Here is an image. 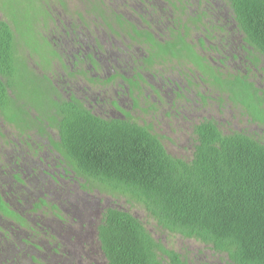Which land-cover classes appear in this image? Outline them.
<instances>
[{"label": "rangeland", "instance_id": "obj_1", "mask_svg": "<svg viewBox=\"0 0 264 264\" xmlns=\"http://www.w3.org/2000/svg\"><path fill=\"white\" fill-rule=\"evenodd\" d=\"M179 1L0 0V20H8L12 24L16 32L21 60H26L27 67L31 68H25L27 77L20 78L19 82L20 89L23 90L20 95L27 104L26 108L30 106L32 109L29 110L31 112L29 114H20L17 124L9 122L0 113V179L5 176L9 180L3 181L5 193H8L7 190H12L10 194L15 198L26 196L25 189L32 188V194L24 197L25 199H18V201L21 200L20 202L8 196L13 202L12 209H16L18 214L21 212L26 218V222L23 221V223H26L28 230H40V225L46 227V224L41 223L42 217L47 219L46 222L54 224L55 228H59L54 238L49 237L53 247L45 246V249L40 250L33 243L22 241L27 238L24 237L26 229L19 228L17 219L15 221L14 218H8L0 213V264H5L1 256L2 251L8 253L5 258L7 264H109L102 251L97 229V223L101 222L105 211L109 208H118L132 213L144 223L157 241L181 253L189 264H229L227 254L218 253L195 239H186L164 230L142 205L131 202L124 196L93 187L70 167L60 166V161L64 160L60 152L50 148L40 154L43 159L45 158L46 163L39 165L41 177L38 185L30 182L29 173L32 171L29 170L28 173L23 174L21 170H18L22 167L24 160L27 162L31 159L26 150H31L32 144L41 141L43 145L49 146L46 140L49 137L48 134H43L44 138H42L41 131H36L45 126L35 118L39 115L45 116L47 111L43 105L44 101L49 108L51 107L48 97L43 101V93L53 91L54 87L59 88L60 97L64 99H69L71 95H75L80 100L88 97L90 100L84 102L86 107L90 108L92 105L95 113L103 118L124 117L123 115L129 113L127 117L151 127L153 132L162 139L171 155L186 160H191L194 155L195 127L207 119L218 123L226 135L236 132L245 133L264 143V125L255 122L247 108L233 100L235 98L233 89L241 99L247 98L248 93L245 89L235 85L232 86L231 91L224 90L205 78L206 83H202L201 73H198V70L195 74L193 72L194 76L190 74L189 70H194L190 63L181 65L176 60L166 59L151 67L152 69L146 68L143 71L145 80L142 82L143 89L138 94V104L135 108H132L133 104L126 95L121 97L125 105L122 111L114 110L110 104L106 105L100 100L95 105L94 100L99 99L96 93L98 94L102 87L93 85L91 80L94 78L102 80L103 75L107 78L108 74H115V72L120 74L125 64H129L116 61V55L120 60L125 56L129 59L132 56L133 59L136 58L138 63L133 64V68L137 72L139 68L142 70L145 67L143 59L150 55L149 51H155L153 46L145 45L132 31V25H138L141 28L147 25L144 20H148V25L163 42L171 40L170 35L175 30L189 32L188 40L197 45V50L209 59L212 66H220L221 71L223 69V75H227L226 77L248 75L261 93L264 92L263 65L259 64L256 68L250 64L247 65L246 56L242 53L240 55L245 59L239 56L237 60L230 62L233 58L227 57V54L222 51L223 44L220 38L227 36V31L224 33L217 31L216 25L212 26L205 20L204 28L208 27L212 30L216 27L213 30L216 32L210 42L207 40L205 47L200 45V36L207 32L197 30L198 23H193L190 20L191 17L198 18L208 9L211 14L215 13L218 16L226 2L224 0H182L179 3ZM154 2L157 6L153 4ZM175 2L178 8L174 7ZM150 4L154 5L151 12L144 11V9H150L151 6L148 7ZM94 7L104 11L112 27L103 22V16L95 15ZM12 10L23 22L24 36L17 31L18 27L13 23V18L8 16V14L11 15ZM228 13L229 10L226 12V18H223L225 21L228 19ZM116 14L126 20L125 31L117 24ZM26 18L29 19L30 24H27ZM218 19L219 17H216L214 22ZM223 19H221L222 22ZM216 22L215 24L223 26L222 22ZM74 24L79 26L77 27L79 32H85L82 37L89 46L88 53L95 54V50L98 52L97 59L100 63L103 62L102 66L105 67L104 72H99L102 75H98L97 72L91 73L92 67L85 66L87 63L84 64L81 55L78 57L77 49L74 48L77 57L67 60L65 65L57 61V58L54 60L53 51L62 53L63 50V45L56 46L54 41L60 39V34L66 30L64 26ZM185 26L188 28L186 29ZM255 56L260 55H253ZM224 57H227L226 60ZM133 59L132 62H134ZM222 59L225 60V64L221 61ZM131 69L126 72L130 77ZM187 78L191 80V86L187 85L185 81ZM234 79L236 81L237 78ZM179 85L187 86L189 90H177L176 87ZM92 92L96 93L92 94ZM115 94L116 92L113 91L109 96ZM49 128L45 127L49 130L47 132L52 134L53 140L57 141V129ZM51 144L55 147L53 142ZM15 175L17 179L14 178ZM3 183L0 182V184ZM40 199H45L47 205L42 208L39 206L34 212L36 214L30 216L35 209L32 207L39 203ZM31 217L36 218L41 224L36 225V220H31ZM48 234L51 235L49 232ZM41 240H43L42 237L39 238V241ZM11 244H17L16 248L13 249ZM55 248H58L59 253L56 254Z\"/></svg>", "mask_w": 264, "mask_h": 264}, {"label": "trees", "instance_id": "obj_2", "mask_svg": "<svg viewBox=\"0 0 264 264\" xmlns=\"http://www.w3.org/2000/svg\"><path fill=\"white\" fill-rule=\"evenodd\" d=\"M224 1L246 42L262 56L255 57L256 65L264 63V0ZM93 10L96 16L104 15L99 7ZM8 16L24 36L18 14L12 10ZM190 20L204 25L202 15ZM188 35L179 32L176 42L167 44L151 39L160 51L158 57L193 64L224 90L231 91L235 85L245 89L247 98H239L233 89L232 99L264 125V92L250 76L224 78L215 73ZM201 43L206 45L204 38ZM26 62L21 60L12 24L0 20V113L15 124L20 114L32 110L20 95L19 80L26 76L25 68L31 69ZM57 93L56 87L43 93V101L48 97L50 108H56L52 120L60 141L54 144L78 176L93 187L142 205L164 230L227 254L229 264H264V143L245 133L226 135L218 123L206 120L195 127L194 155L186 160L171 155L151 127L132 118H102L75 98L56 100ZM43 105L50 110L46 101ZM41 130L46 131L45 127ZM0 211L16 217L1 194ZM98 238L109 264H189L181 253L157 241L140 219L122 209L105 211Z\"/></svg>", "mask_w": 264, "mask_h": 264}, {"label": "flooded vegetation", "instance_id": "obj_3", "mask_svg": "<svg viewBox=\"0 0 264 264\" xmlns=\"http://www.w3.org/2000/svg\"><path fill=\"white\" fill-rule=\"evenodd\" d=\"M153 4L156 5L155 2ZM153 6L151 4L148 5V7H150V9H148V10L147 9H144V11H147V12L150 13L151 12V9H153ZM158 6H160V5L158 4ZM228 10H229L228 19H227V21H225V19H223V18H226V16H227L226 15V12ZM219 12H221V13L218 16H216L215 13L214 14H211L210 13V10L208 9L207 11L203 12L202 16H203V20L204 21L206 20L207 23L212 24V26L216 25L217 26V31H220V32H223V33L225 31H227V36H222L220 38V39H222L221 41H222V44H223L222 51L227 54V57H230L231 56L233 58V60L230 59V62L231 61H235L234 59L237 60L239 58V56H241L240 54L242 53L244 56H246V64L247 65L250 64L253 68H256L257 67L256 64H258V63L255 60V57H258V58L262 59V56L260 55L259 52H257V50L255 48L251 47L246 42V36L242 32V30L239 28V25L235 21L233 12L231 11V9H229V6L227 5V3L224 4L223 9L220 10ZM103 13H104V11H103ZM101 16H103V18H104V20L103 19H101V20H103L104 23L106 22L107 25H110L111 26V24L109 23V20H108L109 18L106 17L103 14ZM216 17H219V19L217 20V22L215 21L216 23L222 22L221 19H223V22H222L223 26H221V24H218V25L215 24L214 19ZM116 20H117V24H119L121 26L120 28L123 31H125L124 28H125V23H126L125 21L126 20H124L121 15H117ZM144 22L147 23V25L145 24L146 26L144 25L143 28L138 27V25H135V26L132 25V31H133V33H136L137 34L138 38L141 39L145 45H148L149 44V45L153 46V48H155L154 49L155 51L154 52L153 51L152 52L149 51V54L150 55L145 56L144 59H143V62H144V66L145 67L142 68V70H141V68H139L137 72H136L135 68H133V64L135 65V64L138 63V62H136V58L133 59V56H132L131 59H129V57L127 58L125 56L124 59L120 60L118 58V55H116L115 56V60L116 61H121V62H124V63L126 62V63H129V64H125V66H124L122 63H120L121 65L124 66L123 69H121V67L119 66L120 69H121L120 70V72H121L120 74H118V73L115 72V74H108V77L107 78L103 75L102 76V80H99L97 78H94V79L91 80V83L93 85L96 84V85H99V87L100 86L102 87L101 91L98 94L96 92H92V94H95L96 93V95H99V99H97V100H94L91 97L94 100L95 105L100 100V102H103L106 105L110 104V106H112V108L114 110L122 111L123 106H125V105L122 102L123 100L121 101V97H124L126 95V97L129 96V99L131 100V102L133 104L132 105V108H135L136 105L138 104V99H139V95L138 94L143 89L142 88V86H143V83L142 82L145 81L144 80V73H143V71L146 70V68L148 69V68L154 67V65H157L162 60L165 61L164 58L158 57V52H160V51L154 45L151 37H153L157 41H160V42H162L164 44H167L169 42L170 43L171 42H176L175 35H178V33L181 32V30H175V31H173V34L170 35V39L171 40L163 42V41L159 40L158 34L150 27V25H148L149 24L148 20L147 21L144 20ZM117 24H115V25H117ZM64 27L66 28V30L64 31V33H61L60 34V39L58 38L56 41H54V43H55L56 46H59V44H62L63 45L62 46L63 50H62V53L58 52L57 50H54L53 51L54 53H53L52 56H54V60L57 58V61H60V63H62V64L65 65V62L67 60H71V59L77 57V55L75 53V50H73V48H74V49H77L76 52L78 53V57H80V55H81L84 64L87 63L85 66L92 67V69H90L91 73L97 72L98 75H102L99 72H104L105 71V67L102 66V63L103 62L100 63L99 62V59H97L98 56L96 54L98 52L96 50L94 52L95 54L88 53L87 47H89V46L87 45V42H85L84 39H83V37H82L83 36L82 34H85V32L84 33L83 32L82 33L79 32V30H78L79 28H77L79 26H76L75 24L73 26L71 25V26H67V27L64 26ZM196 29L197 30L198 29L199 30H206V32H207V33H204L203 36H200L199 41H200V45L202 47H205L206 46V45H202V43H201V40L203 38L205 39V43L207 44V40L210 42L211 39H212V37H215L214 36L215 35L214 33L216 31L214 32L213 30H215L216 27H214V29L212 28V30H209L208 27L207 28H204V26L201 25V23H199ZM140 34H142V35H140ZM207 34L209 35V37L207 36ZM224 38H225V41H224ZM225 42H226V44H225ZM192 44L195 45L194 43H192ZM208 45H209L210 48H212V46H210V44H208ZM253 55H260V56L253 57ZM203 56H205V55H203ZM227 57H224L225 60H226ZM168 58H170V56H167L166 59H168ZM241 58H244V57L241 56ZM100 59H102V58H100ZM126 59H128V60H126ZM132 59H133L134 62L131 61ZM225 60L222 59L221 61L225 64ZM220 64H222V63H220ZM99 65H100V67H98ZM261 65L264 66L263 61H261L260 66ZM223 66L224 65H222V67ZM193 67H194V70L193 69L189 70L190 74L193 75V72L195 74L197 72L196 70H198L199 71L198 73H201L200 80H201L202 83L205 82L204 78L207 79V80L210 78V76H209L210 74L209 75H205V74H203L204 72H201V70L197 69V67H195L194 65H193ZM117 68H118V66H117ZM128 69H131V71H129L130 73H132L131 77L126 73V72H128ZM213 69L215 70V73L217 72V73L224 74L222 72L223 69L221 71L220 66H213ZM226 76L224 75L223 77H226ZM240 76H247L248 77V75H242V74ZM119 79H121V80H119ZM185 81L187 82V85L191 86V84H192L191 80H189L187 78V79H185ZM91 88H89V89L91 90ZM176 88H177V90H180V91H183V90L188 91L189 90L187 88V86H182V85H179ZM57 90H58V93L55 95V99L56 100L59 99V97L61 95V93L59 91V88H57ZM113 91H115L116 94L113 95V96H109V94L111 92H113ZM72 98H75L76 100H78L85 107H86V105H85L84 102L90 100L88 97L85 98L86 101L85 100H80L75 95L74 96L71 95L69 97V99H72ZM92 108H93V106L91 105V107L90 108H87V109L91 110L95 115H97L95 113V110H93ZM53 113H56V108L55 107H54V109L50 108L49 111L47 109V112L45 114V117H42L41 120H39L40 121V124L41 125L44 124L45 127H50L51 129H53V128L56 129V127L53 124L54 121L52 120V118H53L52 115H54ZM123 116L124 117H117L116 116V117L106 118V119H123V120H126V119H130L131 118V117H127V116H129V113L127 115H123ZM207 120H209V119H207ZM47 130L48 129H46V131H42L41 129H39V130H36V131H39V132L41 131L40 133L42 135L41 134L40 135H41L42 138H44L43 134H46V133L48 134L49 137L46 138V140H47L49 146L43 145V143H41V141H38L36 144H32L33 145V148L31 150H26L27 151L26 153H29L30 154L31 159H29L27 162L24 160L23 161V164H22V167L21 168H18V170H21L23 172V174H26V172L28 173L29 170L32 171L31 173H29L30 174V177L29 178H31L30 182H34V184L36 183L37 185H38L39 180H40V177H41V175H40L41 168H40L39 165L46 163L45 162V158L43 159V157H41L42 155H40V154L43 153V151H45L47 149H50V148L53 151H57L58 153L60 152L57 149L56 144H54L55 141L53 140L52 134L48 133ZM29 131L30 130H28V132ZM57 141H60L59 135H58V140ZM51 142H53V144H54L55 147H52ZM37 156H39V157H38L37 160H35ZM61 165H64V167L67 166L66 168H68V164L66 163L65 159L63 161H60V166ZM64 171L66 172L67 169H64ZM14 178L17 179V175H15ZM9 179H10V177H9ZM4 180H7V178H5V176L0 179V182L3 183ZM7 181H9V180H7ZM25 190H26L27 195L24 196V197L30 196L32 194V188H31V190L28 189V188H26ZM7 192L8 193H5L4 183L3 184H0V194H1L2 198H3V201L5 202V204H7L9 206V208L12 211H14L16 213V217H12V216L6 215L5 213H3L1 211H0V213H3V215H5L8 218H14L15 221L17 219V221L19 223V228L20 229L22 228V230H24V228L26 229V234L25 233H23V234H25L24 237H27V238L23 239L22 241L31 242V243H33V245H35L36 247H38L40 250H42V248L45 249V246H50V247L52 246L53 247V245H52L51 240L49 239V237L54 238L55 235L59 232V228L58 227L55 228L54 227V224H50L49 222H46L47 219L45 217H42L41 220L43 222H41V223L42 224H46V227L47 228L44 227V226H42V225H40L41 223H39V221H37L36 218L31 217V220H33V219L36 220L35 221V224L36 225H40L41 226V229L40 230L39 229L38 230L37 229H30V230H28L29 228H27L26 223H23V221L26 222V218L24 217V215L21 212L18 214V212L16 211V209L14 210L11 207V205H13L12 204L13 202L10 201V198L9 197H11V198L13 197V195L10 194V192H12V190H7ZM24 197H21L20 196L19 198H17V197L16 198L13 197V198L17 199L16 202H20ZM18 199H21V200L18 201ZM46 205H47V201L45 199H40V202L37 203L36 205H34L32 207V209L34 207H35V209H34V211L32 213H30V216L36 214L34 212L37 210V208H39V206H40V208H42V207H45ZM99 225H100V223L99 224L97 223V229H98ZM48 232L51 233V235H49ZM41 237L43 238V240L39 241V238H41ZM34 239H36V240H34ZM11 246H13V249H15L16 246H17V244H14V245L11 244ZM57 249L58 248H55L56 254L59 253V251H57ZM7 254L8 253H6L4 251H2V253H1L3 262L5 264H7V262H5V261H7L5 259V258H7L6 257ZM0 263H1V261H0Z\"/></svg>", "mask_w": 264, "mask_h": 264}]
</instances>
